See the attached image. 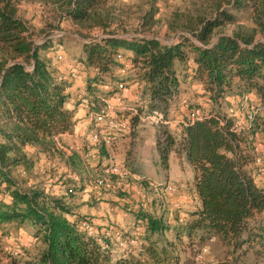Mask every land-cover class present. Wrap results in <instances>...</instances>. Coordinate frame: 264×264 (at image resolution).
I'll list each match as a JSON object with an SVG mask.
<instances>
[{
    "label": "trees",
    "instance_id": "obj_1",
    "mask_svg": "<svg viewBox=\"0 0 264 264\" xmlns=\"http://www.w3.org/2000/svg\"><path fill=\"white\" fill-rule=\"evenodd\" d=\"M22 2L51 7L54 29L64 18L101 28L100 37L83 43L85 58L78 62L87 74L90 110L99 109L104 97L120 93L118 84L125 83L117 73L123 65L117 58L121 51L143 82L149 114L167 116L180 93L182 71L203 86L209 102L202 118L192 121L186 115L180 134L158 128L161 164L167 168L172 151L185 157L199 203L170 237L165 232L169 228L165 215L143 214V235L123 232L128 247L130 240L136 241L135 249L113 260L112 249L118 245L113 232L108 236L89 233L82 224L95 226L77 214L66 197L48 195L36 186L23 188L12 175L17 167L26 172L35 165L31 153L55 156L59 149L54 137L71 132L75 122L73 112L65 107L70 82L40 54L52 48L54 41L34 39L19 14ZM208 7L211 15L191 16L184 27L199 43L180 35L173 44L164 45L154 38L124 37L110 30L109 0H0V228L29 225L36 239L32 248L16 256L0 236V264H181L178 246L183 241L189 245H182L188 249L184 264L212 241L225 247L227 256L239 259L251 252L264 259V228L259 218L264 212V186L255 181L252 170L259 171L256 134L264 129V0H213ZM243 13H249V25L240 23ZM227 24H236L233 35L216 37V30ZM252 92L259 101L245 114L248 118L254 106L253 119L239 129L225 98ZM140 115L141 111L131 117V125L141 122ZM114 142L110 146L101 142L100 148ZM113 160L107 156L105 165Z\"/></svg>",
    "mask_w": 264,
    "mask_h": 264
},
{
    "label": "rangeland",
    "instance_id": "obj_2",
    "mask_svg": "<svg viewBox=\"0 0 264 264\" xmlns=\"http://www.w3.org/2000/svg\"><path fill=\"white\" fill-rule=\"evenodd\" d=\"M212 2L213 0H109V5L112 8V19L108 23V27L110 30L118 32V34L124 37L154 38L164 45L173 44L180 35H186L196 43H199L190 32L184 29V27L186 26L187 19L191 16L195 17L197 14H202L204 16L211 15L212 11L209 10L208 4ZM33 3L30 2L29 4L31 8L26 7V3L20 5L21 17L29 24L34 39L37 42L54 41L51 45L55 47V49L53 47V49L49 48L50 50H40L41 56L49 58L54 63L62 61L72 63V60H75V64L81 62L83 56V43L92 38L100 37L102 35L101 28L83 27L73 23L71 20L68 21L64 19L60 21L58 28L54 29L53 24L55 23V19L53 9H51V7L36 8L33 7ZM247 18H249V13L240 14V23L245 26L249 25L250 22ZM64 21L65 24L63 27L61 22ZM235 30L236 24H227L216 30V37L222 34L233 35ZM65 31L69 33L67 34ZM61 37H63L64 40H60ZM258 37H260V35H257V38ZM122 52L124 51H121V53ZM58 55H61L62 58L58 59ZM130 69L132 70L130 74L126 73L127 71L125 73H120L125 79L123 82H125L124 84L128 89H130V85L126 80L129 81L134 79L141 84L137 78V70L134 66ZM182 69L185 70L184 68ZM139 90H141V94H137V102H130L132 103L130 106H135L134 108L136 111L124 109L121 111V114L128 115L131 119L135 113L141 111L140 118H145L143 121L144 124L158 126L159 129L166 127L172 132L170 123H154L152 118L148 117L150 114L146 111L148 109V103H144V95H142L143 86ZM103 99H106V97ZM103 99H101V103L104 102ZM208 102V96L203 95V86L200 82L193 78L186 77L185 73L182 71L180 73V93L176 99L173 100L167 112V116H165V120L171 121L175 119L176 114L177 116L180 114L183 115L185 119L190 110L197 108L206 113L205 108ZM253 103H255V101L247 102V106L243 109H248L251 104L254 105ZM125 106L130 107L129 105ZM66 142H61L64 147L68 144ZM65 152L59 150L55 156L51 158L31 153L29 156L35 165L25 173L22 172V166L17 167L13 170L12 175L21 183L23 188L36 186L39 189H43L48 195H63L69 200L70 204H73L76 213L80 206L78 203H74L75 200L84 199L85 197L87 202H89V200L91 201L89 205L98 210H102V205L100 203L108 202L110 208H116L119 211L128 213V218L123 217L122 222L116 223V227L122 232H127L134 236L137 234L135 231L140 229L143 225L142 221H139L142 220L141 216L143 214H163L166 217V212H169V214L171 212L175 216L179 214L178 209H174L173 204L175 203V198L179 197L181 193L184 192V189L179 186L180 179L175 175L177 166L174 165L175 171L172 170L174 172H171L170 178H165L163 174L157 172L153 168L143 169L144 173H141V175L131 171L129 176L120 177L113 175L107 176L103 172L102 167H91L89 165L90 175H88V172H85L83 166L79 168L81 170L79 172L81 177H79V179H74L71 173L69 176V173L65 172V159L67 157L65 156ZM90 161L92 164L95 163L94 160ZM115 161L122 163L118 156L115 158ZM255 170L258 172L257 169ZM83 177H85V180H83ZM98 177H106L110 187H95L94 181ZM167 184L174 185L176 191H166L165 185ZM69 188H73V191L70 192ZM85 188L90 189L84 190ZM102 197H113L115 199H104ZM183 210L184 209H181V211ZM261 225L264 228V222H261ZM174 229L175 228H173L171 232L167 229L166 234L168 237L173 234ZM0 236L5 248L13 251L16 256H20L25 249L32 248L36 243L34 229L29 225L17 226L13 224H4L0 228ZM182 245H185V241L178 246V251L181 253L182 257L181 264H184V258H186L185 253L188 249H185ZM114 247L116 248L117 246L114 245ZM185 247L189 248V245L186 244ZM112 254L113 260L114 258L117 260V255H120L119 251H115ZM218 256L219 258L216 260L218 262L215 261L216 263L214 262V264H264L262 256L255 257L251 252L250 255L244 259H236V255H230V258H227V255L224 257L223 254ZM201 260H203V258ZM188 262L194 264L196 260L190 259Z\"/></svg>",
    "mask_w": 264,
    "mask_h": 264
},
{
    "label": "crops",
    "instance_id": "obj_3",
    "mask_svg": "<svg viewBox=\"0 0 264 264\" xmlns=\"http://www.w3.org/2000/svg\"><path fill=\"white\" fill-rule=\"evenodd\" d=\"M26 3V7L31 8L29 5L30 2H23ZM21 3V5L23 4ZM33 7L40 8L43 6L39 3H33ZM24 7V6H23ZM21 12V10H20ZM21 16V13H19ZM67 19V18H64ZM63 19V20H64ZM70 21V19H67ZM62 26L64 27L65 21L61 22ZM65 33H69L68 31H65ZM59 45V44H58ZM54 47V46H53ZM50 48V49H53ZM55 49V47H54ZM129 55V53L126 54V56ZM85 58V54H83L82 59ZM74 59V58H72ZM75 60H72V63H69L68 61H62L58 63H53L54 66L57 67L59 70V73L68 79L70 82L69 87L67 88L68 92V98L65 104V107L70 109L73 112V118H74V127L71 132H65L59 134V139L62 143L64 141L68 143L66 147H72V150L70 152L63 150L66 154L65 156V172H68L69 176L70 173L73 175L74 179H79L81 171L80 169H76L74 166L71 165V160L74 161L75 165L78 167H83L85 169V172H88V175H90V169L88 168L89 165L91 167L93 166H99L100 168L107 163V156L111 155L114 158L117 156L121 159L122 164H126L131 168V171L135 174L141 175V173H144L143 169H155L157 172H160L165 176V178L169 177L171 175V172H174L175 168L174 165L177 166V170L175 171V175H177L180 179L179 186L184 189V192L181 193V195L174 200L173 207L174 209H178V215H173L171 212H166V219H167V225L169 226L168 230L171 232V230L177 226H183L186 224V222L191 217V211L197 206L198 203V197L195 192L194 186H193V172L192 168L185 159L183 155H178L175 151H172L169 155L168 159V166L167 168L164 167L161 164L160 154L157 148V133H158V126L154 125H148L144 124L143 121L145 118L141 119V122L135 124L134 126H131V129L127 132H123L122 134H117L115 138V142L113 146L111 147H103V149L100 148L99 143L93 142L91 135L93 132V126L90 122L89 118V103L88 99L86 98V71L82 69V66L79 64L77 74L74 77L70 76V70L73 66H76L74 63ZM77 64V65H78ZM122 67L117 69V73H131V67L133 66L131 62L124 58L123 61H121ZM77 67V66H76ZM92 73V71H91ZM191 78V77H190ZM129 83L130 89H128L127 93H125L123 97V103L125 105L132 104L130 102H137L138 95L141 94L140 88L143 86V82L139 84V82H136L134 79L127 81ZM103 90L107 89L106 86H101ZM138 94V95H137ZM117 94L111 95L106 97L111 102H115V96ZM143 95V90H142ZM248 100L255 101L258 103V98L255 93H248L242 96L236 95V94H230L227 95L225 98V102L227 104L228 111L235 115L236 121H239L240 124L243 126H247L250 124V120L246 117L245 112L246 109H243ZM144 103H146L145 95H144ZM127 107V106H125ZM123 115V114H122ZM175 119L171 121H167V123L171 124V129L174 134H178L177 132L181 129V123L183 121V115H175ZM92 126V128H91ZM179 136V135H178ZM256 150L258 152L264 151V130L260 131L258 134H256ZM263 138V139H262ZM94 158V159H93ZM90 160H94L95 163L92 164ZM48 163V162H47ZM77 167V168H78ZM174 170V171H172ZM253 176L255 178V181L259 184L264 186V172H256L255 168L253 167ZM101 172V170H100ZM85 174V173H84ZM144 175V174H143ZM83 180H85V177H83ZM167 180V179H166ZM85 183V182H84ZM83 183V184H84ZM86 184V183H85ZM90 188H85L84 190H89ZM64 193V192H62ZM87 196V195H86ZM104 199H115L113 197H102ZM108 201V200H107ZM74 203L79 204V208L77 213L82 216H86L90 219L91 223L95 226V229L98 231V233H102L105 229H109L111 232H114L115 230H120L118 227H116V223L122 222L123 217L128 218V213L119 211L116 208H110L107 203H100L102 205V210H98L97 208H94L89 205L91 201L87 202L84 199H78L75 200ZM74 209L73 204H71ZM181 209H184L181 211ZM124 213V214H123ZM260 221L264 222V212L260 214ZM142 221L143 225L140 229L136 230L135 233L136 236L143 235L145 231V220H139ZM135 223V222H134ZM129 224V222H128ZM167 230H165L166 232ZM133 240V239H132ZM129 241L130 248L135 249V243H132ZM135 241V240H134ZM117 247L112 249V253L115 251H119L120 255H125L128 250L130 251V248L125 245V247H120L119 245H116ZM227 249L225 247H222L217 241H212L210 245L208 246V251L204 254L203 260L198 261L196 255L192 258L193 260H196L194 264H214V262L219 258L218 255L223 254L225 257ZM118 253V252H117ZM113 255V254H112ZM187 256V253H185ZM250 253L246 254L243 259L248 257ZM227 258H230V255L227 256ZM218 262V261H216ZM215 262V263H216ZM190 264V263H188Z\"/></svg>",
    "mask_w": 264,
    "mask_h": 264
},
{
    "label": "built area",
    "instance_id": "obj_4",
    "mask_svg": "<svg viewBox=\"0 0 264 264\" xmlns=\"http://www.w3.org/2000/svg\"><path fill=\"white\" fill-rule=\"evenodd\" d=\"M62 56L58 55V59H61ZM117 58L119 61L124 60V56L119 53L117 55ZM78 68L76 66H73L70 70V76L74 77L77 74ZM118 88L120 89V93L115 96V102H111L109 99H103L104 102L102 106L97 109V110H89V118L90 122L92 123L93 126V132L91 135V138L93 142L95 143H101L104 142L107 146H110L112 143V140L116 138L117 134H122L123 132H127L131 129V119L130 116L122 115L121 111L124 109L131 110V111H136L134 107H125L123 103V97L125 93L128 91V87L125 86L124 83L118 84ZM251 113L248 116V119L251 121L253 119V114L255 113L256 108L254 106L251 107ZM188 118L190 120H194L197 118H202L204 116V112L200 110L199 108L197 109H192L189 111L187 114ZM149 118H152L154 123H167L165 118L163 117V114L160 112H152L150 113ZM236 127L237 128H242L243 125L240 124L239 121L236 122ZM180 134V130L177 132ZM54 142L56 144V147L59 150H66L70 152L72 150V147H64L63 144L59 141V135L54 137ZM264 151L259 152V156L256 160V163L259 167V172H264ZM25 173V171H22ZM103 172L107 176H120V177H127L130 175V171L126 168V166L122 163H118L115 160L111 161L109 164L105 165L103 168ZM95 187L99 188H108L110 187L109 181L106 177H98L94 181ZM165 190L168 192H175L176 187L171 184L165 185ZM69 191L72 192L73 188H69ZM82 226L88 230L89 233L91 234H100L98 231L90 224L87 222H84ZM112 232L109 229H105L103 231V234L106 236L110 235ZM113 238L116 240L117 244L120 247H125L127 244L126 239L124 238L123 232L121 230H115L112 233ZM132 243L136 244V241L132 240ZM208 251V246H204L201 251H199L196 255L197 260H201L204 256V254Z\"/></svg>",
    "mask_w": 264,
    "mask_h": 264
}]
</instances>
